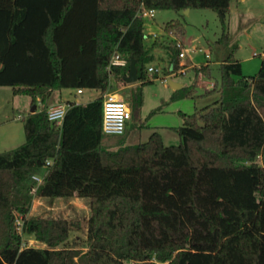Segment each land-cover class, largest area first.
Returning <instances> with one entry per match:
<instances>
[{
    "label": "trees",
    "instance_id": "1",
    "mask_svg": "<svg viewBox=\"0 0 264 264\" xmlns=\"http://www.w3.org/2000/svg\"><path fill=\"white\" fill-rule=\"evenodd\" d=\"M229 3L0 0V86L30 96L36 105L22 117L24 141L0 152V264H264L263 60L255 74L243 75L233 51L227 54L219 84L205 90L218 98L191 114L180 113L176 145H164L157 131L128 145L125 131L104 134L101 95L84 104L68 101L60 126L48 120L45 107L55 90L103 92L111 78L124 83L133 58L140 81L130 100L136 115L141 89L152 82L147 64L161 45L156 38L147 42L137 13L212 9L221 24L217 42L227 45ZM163 34L180 35V24L166 22ZM164 48L172 73L179 68L181 47L172 42ZM115 50L125 64L107 71ZM193 68L210 76L209 64ZM181 89L173 97L192 96L191 89ZM43 169L36 184L33 175ZM32 188L41 197L89 199L85 250L76 239L56 248L82 229L79 220L27 216ZM16 214L23 232L44 247H21Z\"/></svg>",
    "mask_w": 264,
    "mask_h": 264
},
{
    "label": "rangeland",
    "instance_id": "2",
    "mask_svg": "<svg viewBox=\"0 0 264 264\" xmlns=\"http://www.w3.org/2000/svg\"><path fill=\"white\" fill-rule=\"evenodd\" d=\"M251 4L259 14L258 22L242 25L238 22L235 14H228L229 41L227 45L217 42L221 35V24L217 14L212 9L193 8L189 12L185 10L176 12L172 9L155 10L153 18L144 19L145 33H156L159 35L156 39L161 42L160 46L153 48L154 59L147 64V67L157 68L158 72L156 78H152V74H148L152 82L143 85L141 89L142 104L139 106L137 114L131 115L127 122L122 138L125 144L144 142L153 131H157L161 135L164 145L178 144L179 135L175 129L183 123L180 113L191 114L212 104L218 98V94L206 95L205 90L212 88L210 83L217 81L219 84V65L230 52L233 51L234 56L239 59L243 75H253L258 71L261 58L253 53L264 51V0H252ZM168 21L180 24V35L163 34L164 25ZM153 39L150 37L147 42L150 43ZM177 41L181 44V49L183 47L187 50V57L181 58L178 63L181 65L179 67L185 69V73L173 75L167 69L170 53L164 48V45L172 42L176 43ZM206 54L208 57H206ZM202 64H209V77L202 73L196 74L193 67ZM167 75H170L168 78L181 83L182 86L177 89L171 88L167 82L163 81V77ZM109 82L110 85L103 92L98 89H86L81 94H77L73 88H63L60 92L51 94L45 103V107L55 100L84 104L100 95L104 98L109 92L115 93L118 98L131 107V92L139 86L140 81L121 83L115 82L111 78ZM182 87L191 89L192 96L173 97L174 94L184 92L181 89ZM30 102V96L13 94L11 86H0V152L13 149L24 141L23 121L17 118V115L25 116L30 111ZM42 107L43 104L39 101V108ZM111 145L116 146L115 144ZM44 174V169L36 173L40 176ZM31 193L33 198L28 217L66 218L81 222L82 229L70 232L66 243H61L56 248L68 247L76 239V242L79 243L77 247L85 250V221L90 215L89 199L79 196H36L34 194L35 188L31 189ZM15 216L14 228L20 236L21 247L45 246L44 243L35 240L32 235L25 234L22 230L21 217L18 214ZM125 264L132 263L125 262ZM156 264L162 263L158 262Z\"/></svg>",
    "mask_w": 264,
    "mask_h": 264
},
{
    "label": "built area",
    "instance_id": "3",
    "mask_svg": "<svg viewBox=\"0 0 264 264\" xmlns=\"http://www.w3.org/2000/svg\"><path fill=\"white\" fill-rule=\"evenodd\" d=\"M154 9H141L137 16L142 19L145 18H153L154 17ZM159 35L156 33L147 34L145 33V37L148 38H157ZM172 37V36H171ZM176 45L181 47V44L177 41ZM254 55H259L261 60L264 61V51L262 53H253ZM179 57L184 58L187 57V50L182 49L180 50ZM206 57L208 55L206 54ZM125 59L124 57L118 52L114 51L110 57L109 63L106 66V70L110 71L112 65H124ZM181 66V65H179ZM173 65H169V69H172ZM184 68L179 67L176 71H173L171 74H178V73H185ZM148 74H153L154 72H158V69L153 66L147 67ZM170 74V75H171ZM170 75L164 76L163 81L167 82L168 77ZM110 80V79H109ZM110 85V82H109ZM213 85V83H211ZM85 89L78 88L76 89L77 94H81ZM75 103V102H74ZM78 104V103H75ZM69 107L68 102H56L52 103L47 106L46 114L47 118L50 122L54 123L57 126L62 124L63 118L65 113ZM131 118V109L129 105L123 101L122 99L118 98L115 93H107L102 101V132L106 135H120L124 133L126 129V125L128 120ZM50 161H47L46 164L48 165ZM46 173V172H45ZM44 176V175H43ZM43 176L40 175H33V179L40 183L43 179Z\"/></svg>",
    "mask_w": 264,
    "mask_h": 264
},
{
    "label": "crops",
    "instance_id": "4",
    "mask_svg": "<svg viewBox=\"0 0 264 264\" xmlns=\"http://www.w3.org/2000/svg\"><path fill=\"white\" fill-rule=\"evenodd\" d=\"M251 3H252V0H230L228 14H231V13L235 14V17L237 18L238 22L241 23L242 25H248L247 23L258 22L259 14H257V12L253 9V6ZM60 91L61 90H55L52 93L60 92ZM56 102H60V101L55 100L52 103H56ZM22 117L23 116L21 114L17 115V118L19 119H22ZM34 247H37V246H34ZM40 247H44V245Z\"/></svg>",
    "mask_w": 264,
    "mask_h": 264
},
{
    "label": "water",
    "instance_id": "5",
    "mask_svg": "<svg viewBox=\"0 0 264 264\" xmlns=\"http://www.w3.org/2000/svg\"><path fill=\"white\" fill-rule=\"evenodd\" d=\"M185 11L188 12V10H185ZM123 78H124V81L126 83H134V82H136L138 80V78H137V68H136V65H135V60L133 58L130 61L128 74L125 75ZM167 84L173 89H177V88H180L182 86L181 83L173 81L171 78L167 79ZM34 111H35V105H32L31 108H30V112H34Z\"/></svg>",
    "mask_w": 264,
    "mask_h": 264
}]
</instances>
